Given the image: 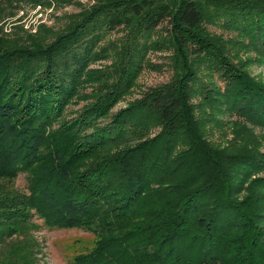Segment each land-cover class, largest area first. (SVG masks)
I'll use <instances>...</instances> for the list:
<instances>
[{
  "label": "trees",
  "instance_id": "obj_1",
  "mask_svg": "<svg viewBox=\"0 0 264 264\" xmlns=\"http://www.w3.org/2000/svg\"><path fill=\"white\" fill-rule=\"evenodd\" d=\"M156 52L169 81L114 112ZM253 64L264 0H0V264H39L35 219L94 236L72 264H264Z\"/></svg>",
  "mask_w": 264,
  "mask_h": 264
},
{
  "label": "rangeland",
  "instance_id": "obj_2",
  "mask_svg": "<svg viewBox=\"0 0 264 264\" xmlns=\"http://www.w3.org/2000/svg\"><path fill=\"white\" fill-rule=\"evenodd\" d=\"M82 3H87L88 0H81ZM78 9L74 6H67L57 11L52 9H32L26 7L25 10L18 13L17 17L21 18L20 24L24 25L25 29L35 27L39 23H45L48 26L59 24V18L63 13L77 12ZM24 12V14L22 13ZM57 27V25H55ZM9 28V26H8ZM216 33H220L219 30H214ZM34 31V30H32ZM166 53H152L149 55L150 63L157 65L154 69H145L138 78L136 87L132 93L125 97L114 109V112L120 108H124L128 102L133 99L139 98L142 92L150 87H154L169 81L171 71L167 66V59L164 57ZM109 62H99L92 65L93 68H99ZM250 73L260 78L264 82V64H253L249 67ZM82 103L78 105H71L68 111L77 110ZM224 122L230 121L233 117L223 116ZM226 128V127H225ZM257 134L261 133L259 128L255 129ZM223 134H227L226 140L231 138L228 128L221 131H214L210 137L213 141H221ZM260 151L264 152V139L260 147ZM264 176V174H261ZM16 189L24 190L26 187V180L24 174H20L15 182ZM35 222L39 225V229L34 231V236L38 240L39 252L37 255L39 264H72L73 257L90 251L94 246L95 238L92 234L79 230V229H49L42 224L40 219H35Z\"/></svg>",
  "mask_w": 264,
  "mask_h": 264
}]
</instances>
